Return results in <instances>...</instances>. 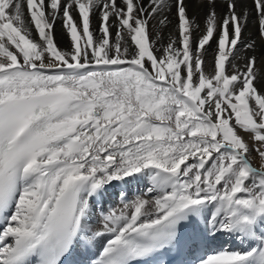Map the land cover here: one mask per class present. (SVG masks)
Here are the masks:
<instances>
[{
	"label": "snow or ice",
	"instance_id": "1",
	"mask_svg": "<svg viewBox=\"0 0 264 264\" xmlns=\"http://www.w3.org/2000/svg\"><path fill=\"white\" fill-rule=\"evenodd\" d=\"M219 2L0 0V264H264V0Z\"/></svg>",
	"mask_w": 264,
	"mask_h": 264
},
{
	"label": "bare ground",
	"instance_id": "2",
	"mask_svg": "<svg viewBox=\"0 0 264 264\" xmlns=\"http://www.w3.org/2000/svg\"><path fill=\"white\" fill-rule=\"evenodd\" d=\"M189 3H190V11L195 13L199 17V21L202 22L204 10L202 7L199 6L201 3V0H189ZM247 3L249 6H251V0H247ZM218 11H223L222 0H220V2L218 3ZM170 19L172 20V23L168 26V29H165L166 32L169 30H171L173 32L175 31L176 20H175L174 16H172L171 14H170ZM248 35L255 36V27L251 24L249 26ZM56 36H57L59 46L61 48L66 49L69 47V39H68L67 35L63 32L59 23L57 24V27H56ZM258 54H259V50H258ZM211 57H212V49H209V60H211ZM131 187L133 189H135L136 185H132ZM109 199L114 200L115 197L111 196V197H109ZM95 251H96V249L94 248L93 252H95Z\"/></svg>",
	"mask_w": 264,
	"mask_h": 264
}]
</instances>
